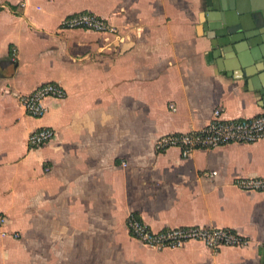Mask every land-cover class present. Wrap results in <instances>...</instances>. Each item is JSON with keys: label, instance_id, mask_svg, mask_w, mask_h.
<instances>
[{"label": "crops", "instance_id": "1", "mask_svg": "<svg viewBox=\"0 0 264 264\" xmlns=\"http://www.w3.org/2000/svg\"><path fill=\"white\" fill-rule=\"evenodd\" d=\"M199 1L0 0V212L20 234L0 235V264H111L89 255L111 252L118 231L130 237L131 214L154 230L225 227L249 241L216 251L189 242L179 264H259L264 190L234 182L264 177V136L188 157L154 148L163 134L205 125L216 107L224 118L264 110L245 77L225 73ZM81 11L118 33L59 26ZM49 81L66 96L27 115L20 95ZM41 126L54 136L30 148Z\"/></svg>", "mask_w": 264, "mask_h": 264}, {"label": "built area", "instance_id": "2", "mask_svg": "<svg viewBox=\"0 0 264 264\" xmlns=\"http://www.w3.org/2000/svg\"><path fill=\"white\" fill-rule=\"evenodd\" d=\"M64 29H87L99 33L117 34L118 28L109 20L89 11H81L65 16L59 23ZM66 90L56 82H44L32 91L19 97L25 113L31 117H41L45 113L43 100L47 97L62 99ZM174 109V106H170ZM54 136L52 127L41 126L33 129L27 137L30 148H37ZM264 136V110L253 116L224 118L221 107L212 111L211 119L197 129L184 132L166 133L154 143L157 151L176 148L182 157H188L197 149H209L228 143H252ZM47 165L45 170H49ZM211 174H215L212 171ZM235 185L244 189L264 190V177H241ZM7 216L0 212V235L19 237L18 231L5 229ZM131 236L141 243L154 248H178L189 242H201L216 251L223 246H246L248 239L225 227L207 225H180L154 230L136 215L131 214L126 220Z\"/></svg>", "mask_w": 264, "mask_h": 264}, {"label": "water", "instance_id": "3", "mask_svg": "<svg viewBox=\"0 0 264 264\" xmlns=\"http://www.w3.org/2000/svg\"><path fill=\"white\" fill-rule=\"evenodd\" d=\"M199 2L206 34L224 52L225 73L245 77L249 91L260 96L264 108V0ZM260 255L259 264H264V243Z\"/></svg>", "mask_w": 264, "mask_h": 264}, {"label": "rangeland", "instance_id": "4", "mask_svg": "<svg viewBox=\"0 0 264 264\" xmlns=\"http://www.w3.org/2000/svg\"><path fill=\"white\" fill-rule=\"evenodd\" d=\"M129 236L131 238L118 231L112 238L111 252L89 255V261L111 264H179L183 260V255L179 250L181 247L154 248L141 243L131 235Z\"/></svg>", "mask_w": 264, "mask_h": 264}]
</instances>
